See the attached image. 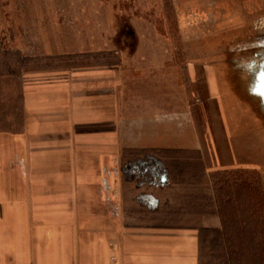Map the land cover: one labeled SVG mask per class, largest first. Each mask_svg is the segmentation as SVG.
<instances>
[{
	"label": "crops",
	"instance_id": "0c3cea01",
	"mask_svg": "<svg viewBox=\"0 0 264 264\" xmlns=\"http://www.w3.org/2000/svg\"><path fill=\"white\" fill-rule=\"evenodd\" d=\"M117 33L134 45L112 36L68 50L49 32L11 43L0 69V264H200L201 228L161 226L167 203L146 181L128 185L145 173L149 188L168 180L138 151L195 147L194 67L180 71L172 48L146 47V34ZM202 71L228 142L207 145L211 188L210 171L257 170V157L239 152L257 150L262 128L215 65ZM201 225L217 231L221 219L211 213Z\"/></svg>",
	"mask_w": 264,
	"mask_h": 264
},
{
	"label": "rangeland",
	"instance_id": "374dc122",
	"mask_svg": "<svg viewBox=\"0 0 264 264\" xmlns=\"http://www.w3.org/2000/svg\"><path fill=\"white\" fill-rule=\"evenodd\" d=\"M122 26L128 34H146V47L172 48L180 71L188 63L194 67L195 147L138 151L137 160L152 155L154 163L161 162V176L168 180L153 189L146 173L134 175L129 188L146 181L147 191L167 203L155 217L161 226L202 229L200 264H264V113L247 92L238 65L264 46V0H0V69L9 68L15 36L24 46L28 33L39 40L49 32L52 45L90 49L105 46L112 36L116 46L118 38L128 36H118ZM130 37L125 41L132 46ZM207 63L224 75L229 90L252 102L262 128L257 150L239 152L240 159L256 156L257 170L210 171L211 188L207 166L213 152L207 145L214 139L227 148L228 142L219 133L223 123L217 105L206 96L202 70ZM211 213L221 219L217 231L202 228L203 217Z\"/></svg>",
	"mask_w": 264,
	"mask_h": 264
},
{
	"label": "flooded vegetation",
	"instance_id": "af4514ba",
	"mask_svg": "<svg viewBox=\"0 0 264 264\" xmlns=\"http://www.w3.org/2000/svg\"><path fill=\"white\" fill-rule=\"evenodd\" d=\"M263 61H264V46L260 50H258L256 53H254L252 57L243 59L238 65L240 67V70H239L240 75H242L243 78L244 77L246 78V79L244 78L243 82L246 86L247 92L249 93V95H251L252 98L257 100L260 109L264 113V108L261 106L259 98L250 93L251 85L253 83L254 76H255L254 74L258 69L261 68Z\"/></svg>",
	"mask_w": 264,
	"mask_h": 264
},
{
	"label": "water",
	"instance_id": "95a60500",
	"mask_svg": "<svg viewBox=\"0 0 264 264\" xmlns=\"http://www.w3.org/2000/svg\"><path fill=\"white\" fill-rule=\"evenodd\" d=\"M261 71H264V61L262 62L261 68L258 69L254 74L255 76H254L253 83L251 85L250 93L259 98L260 104L264 108V95H262L260 92L255 90L260 85L259 74Z\"/></svg>",
	"mask_w": 264,
	"mask_h": 264
},
{
	"label": "snow or ice",
	"instance_id": "6c2138e0",
	"mask_svg": "<svg viewBox=\"0 0 264 264\" xmlns=\"http://www.w3.org/2000/svg\"><path fill=\"white\" fill-rule=\"evenodd\" d=\"M260 85L255 90L264 95V71L259 74Z\"/></svg>",
	"mask_w": 264,
	"mask_h": 264
},
{
	"label": "trees",
	"instance_id": "16d2710c",
	"mask_svg": "<svg viewBox=\"0 0 264 264\" xmlns=\"http://www.w3.org/2000/svg\"><path fill=\"white\" fill-rule=\"evenodd\" d=\"M229 249H230V251H231V249H233L234 250V248H232V247H228Z\"/></svg>",
	"mask_w": 264,
	"mask_h": 264
}]
</instances>
